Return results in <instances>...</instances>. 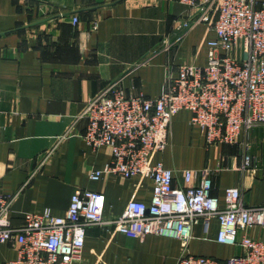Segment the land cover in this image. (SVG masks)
Wrapping results in <instances>:
<instances>
[{"label": "crops", "instance_id": "1", "mask_svg": "<svg viewBox=\"0 0 264 264\" xmlns=\"http://www.w3.org/2000/svg\"><path fill=\"white\" fill-rule=\"evenodd\" d=\"M198 15L179 0H0V194L15 196L13 224L46 208L64 215L76 190L103 193L106 220L123 214L132 198L150 202L149 178L113 173L90 178L111 152L86 144L87 120L80 116L88 101L115 81L128 94L156 98L170 71L205 65L215 32L195 22ZM73 16L79 17L76 25ZM191 117L188 110L173 115L169 145L152 161L175 171V185L183 184L184 170H193L196 183L209 168L221 202L228 187H238L246 205L264 204V126L242 136L254 158L244 169L241 147L207 146ZM218 230L216 219L207 233L198 222L189 251L217 259L242 253L240 246L217 242ZM249 235L264 240V228ZM182 249L176 239L140 240L96 224L87 227L75 264H177ZM17 255L15 247L0 243V264Z\"/></svg>", "mask_w": 264, "mask_h": 264}, {"label": "built area", "instance_id": "2", "mask_svg": "<svg viewBox=\"0 0 264 264\" xmlns=\"http://www.w3.org/2000/svg\"><path fill=\"white\" fill-rule=\"evenodd\" d=\"M179 1L199 11L195 22L214 29L206 64H183L170 71L156 98L128 94L121 81H115L92 97L80 116L87 120L86 144L111 152L110 161L92 171L90 178L98 180L103 173L149 178L150 202L132 198L123 214L106 220L105 195L76 190L64 215L46 208L25 213L22 223L15 225L11 220L15 196L0 194V243L18 251L5 264H75L82 257L87 227L96 224L112 225L140 240L150 235L179 240L183 249L177 264H264V240L249 235L251 229L264 228V204L246 205L238 187H228L221 202L213 192L209 168L201 171L196 183L193 170H184L183 184L175 185V171L152 161L169 145L173 115L188 110L207 146L241 147L243 168L253 165L250 144L242 136L264 126V0ZM78 22L73 16V24ZM92 26L96 29L98 23ZM212 219L219 223L216 241L240 246L242 253L217 259L189 251L195 225L202 221L207 233Z\"/></svg>", "mask_w": 264, "mask_h": 264}]
</instances>
